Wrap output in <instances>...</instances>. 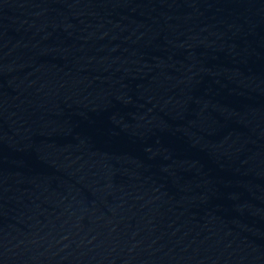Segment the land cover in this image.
Wrapping results in <instances>:
<instances>
[{
	"label": "water",
	"instance_id": "1",
	"mask_svg": "<svg viewBox=\"0 0 264 264\" xmlns=\"http://www.w3.org/2000/svg\"><path fill=\"white\" fill-rule=\"evenodd\" d=\"M0 264H264V0H0Z\"/></svg>",
	"mask_w": 264,
	"mask_h": 264
}]
</instances>
